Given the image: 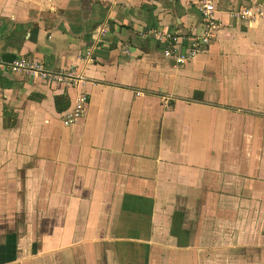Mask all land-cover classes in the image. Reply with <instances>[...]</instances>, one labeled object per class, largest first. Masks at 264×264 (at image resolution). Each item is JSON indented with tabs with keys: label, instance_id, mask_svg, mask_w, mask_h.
Masks as SVG:
<instances>
[{
	"label": "crops",
	"instance_id": "crops-1",
	"mask_svg": "<svg viewBox=\"0 0 264 264\" xmlns=\"http://www.w3.org/2000/svg\"><path fill=\"white\" fill-rule=\"evenodd\" d=\"M252 1L215 0L214 35L179 65L152 30L187 49L196 0H0V264L264 252V20L232 14ZM20 57L83 81L14 71Z\"/></svg>",
	"mask_w": 264,
	"mask_h": 264
},
{
	"label": "built area",
	"instance_id": "built-area-1",
	"mask_svg": "<svg viewBox=\"0 0 264 264\" xmlns=\"http://www.w3.org/2000/svg\"><path fill=\"white\" fill-rule=\"evenodd\" d=\"M196 4L204 22L202 26L203 33L198 38L193 39L187 49H183L180 46L178 37L173 32H165L159 29L152 30L153 35L157 37L159 41L167 42V45L163 49L164 55L173 58L179 65H184L194 59L197 54L204 49L218 26V8L215 0H196ZM232 14L236 18L246 20L252 24L255 21L264 19V2L254 0L249 6H243L233 10ZM108 30L107 26L98 27L94 29V33L98 36H104L108 33ZM1 62L0 57V63ZM9 66L14 71H25L28 74L49 82L79 83L83 81V77L76 74L72 69L57 72L51 71L44 66L42 61L30 57L16 58ZM86 101L87 96L83 94L81 96L82 104L65 113L63 118L64 123L69 124L79 118L83 114V103Z\"/></svg>",
	"mask_w": 264,
	"mask_h": 264
},
{
	"label": "rangeland",
	"instance_id": "rangeland-1",
	"mask_svg": "<svg viewBox=\"0 0 264 264\" xmlns=\"http://www.w3.org/2000/svg\"><path fill=\"white\" fill-rule=\"evenodd\" d=\"M264 20V19H263ZM251 251V250H250ZM213 258L210 256V258ZM226 258L220 260L219 262L215 261L213 262V259L209 260L208 264H264V252H257L255 249L254 251H251L248 255H244L242 260L239 262L237 258L233 256H225Z\"/></svg>",
	"mask_w": 264,
	"mask_h": 264
}]
</instances>
